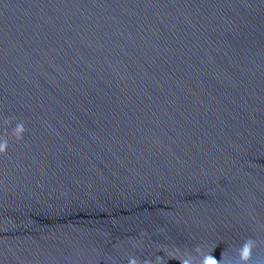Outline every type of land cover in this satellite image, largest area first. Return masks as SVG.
<instances>
[{"label": "water", "instance_id": "obj_1", "mask_svg": "<svg viewBox=\"0 0 264 264\" xmlns=\"http://www.w3.org/2000/svg\"><path fill=\"white\" fill-rule=\"evenodd\" d=\"M5 131L0 264H264V0H0Z\"/></svg>", "mask_w": 264, "mask_h": 264}, {"label": "clouds", "instance_id": "obj_2", "mask_svg": "<svg viewBox=\"0 0 264 264\" xmlns=\"http://www.w3.org/2000/svg\"><path fill=\"white\" fill-rule=\"evenodd\" d=\"M4 124H11V118H5ZM25 132V127L23 122H17L15 127L12 129L11 135L14 136L17 140L23 138V133ZM8 147L7 140V131H5L4 138H0V153H5ZM144 233L141 234L143 236ZM142 239L136 241V245L139 246L142 243ZM216 246H212L207 251L201 246H196L194 252L196 253L193 256L191 253L183 252L181 253L179 248L169 250L167 246H162V251L168 257V259H177L180 261V264H223L225 260L224 251L221 254V259L217 260L212 252ZM257 247V242L253 238H246L243 243L236 248V258L235 264H249L253 257V250ZM128 264H167L164 256L156 255L154 259L151 258H138L135 255L129 256ZM228 264H231L229 261Z\"/></svg>", "mask_w": 264, "mask_h": 264}]
</instances>
